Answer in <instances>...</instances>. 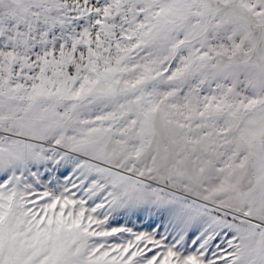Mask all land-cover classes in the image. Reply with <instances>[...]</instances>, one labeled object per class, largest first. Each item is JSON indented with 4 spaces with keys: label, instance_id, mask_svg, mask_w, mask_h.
<instances>
[{
    "label": "snow or ice",
    "instance_id": "1",
    "mask_svg": "<svg viewBox=\"0 0 264 264\" xmlns=\"http://www.w3.org/2000/svg\"><path fill=\"white\" fill-rule=\"evenodd\" d=\"M0 264H264V0H0Z\"/></svg>",
    "mask_w": 264,
    "mask_h": 264
}]
</instances>
